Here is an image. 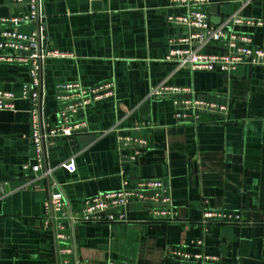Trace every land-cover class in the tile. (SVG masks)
Here are the masks:
<instances>
[{
    "label": "crops",
    "instance_id": "crops-1",
    "mask_svg": "<svg viewBox=\"0 0 264 264\" xmlns=\"http://www.w3.org/2000/svg\"><path fill=\"white\" fill-rule=\"evenodd\" d=\"M209 2L222 20L231 14L262 20L261 26H228L264 47V0ZM42 6L49 46L64 54L42 66V126H64L55 99L60 82L93 87L113 81L115 91L72 117L86 124L72 135L93 139L75 144L71 135L59 134L47 140L42 167L33 171L32 106L22 93L29 64L0 61V90L15 96L14 109L0 111V182H14L0 189V264H167L172 247L197 250L204 209L237 211L246 221L210 226L202 251L216 257L212 264H264V66L241 63L230 74L176 68L165 56L169 35L182 28L166 24L165 17L184 10L170 0H42ZM25 10L0 0V18ZM35 27L28 21L18 29ZM161 83L190 87L226 111L204 112L197 124L177 123L170 96L148 97L151 86ZM128 133L145 138V146H121L118 135ZM69 158L73 172L62 165ZM144 177L162 180L176 220H156L147 201L130 199L123 207L126 220H78L71 227L65 220L67 238L56 237L45 207L50 194L61 191L67 214L77 218L84 198ZM68 243L74 254L62 253Z\"/></svg>",
    "mask_w": 264,
    "mask_h": 264
},
{
    "label": "built area",
    "instance_id": "built-area-1",
    "mask_svg": "<svg viewBox=\"0 0 264 264\" xmlns=\"http://www.w3.org/2000/svg\"><path fill=\"white\" fill-rule=\"evenodd\" d=\"M24 4L26 10L19 15L3 16L0 18V61L7 63H28L29 80L23 84L22 93L31 101V141L35 146L36 157L33 171L42 167L44 159V143L57 135L70 136L82 132L86 127L85 121L72 119L78 112L88 110L94 104L113 96L115 85L113 81H106L93 87H85L78 82H60L55 86V99L62 104L59 116L64 122L62 128L44 127L40 120L41 94L37 88L40 84V73L45 60L54 56L64 55L57 49L49 46L47 34V14L42 0H12ZM171 5L183 8L180 14H167L165 23L179 25L182 30L168 37V52L165 59L173 62L176 68L197 70H219L232 73L241 63L264 66V47L254 45L250 35L236 31L228 26L235 24H249L261 26L260 19L241 18L231 14L219 24L209 20V0H170ZM34 21L36 27L27 32L18 27L25 22ZM209 46L215 49L208 48ZM170 96L174 105V118L177 123L197 124L204 112H217L223 115L225 104L198 98L190 87L166 85L164 83L151 86L148 97L151 99ZM15 96L12 91L0 90V111L14 109ZM118 142L121 146L137 149L144 147L146 139L133 133L119 134ZM135 160V154L131 157ZM62 165L69 171L75 170L72 158ZM139 203L148 202L152 209L153 218L162 221H174L177 215L171 206L167 187L159 178H139L133 186L126 180L122 187L108 190L84 198L81 205V214L73 218L67 214L66 201L61 191L50 194L45 207L50 209L52 219L58 228L56 237L66 239L65 223L70 227L81 221H108L126 220L123 207L130 200ZM264 223V214L260 219ZM246 223L237 211L204 209L199 224L202 227V236L194 241L196 251H183L172 247L169 251L167 264H212L216 257L202 251L203 235L214 224H242ZM248 223H253L248 221ZM48 219L43 220V227ZM199 249V250H198ZM62 253L75 252V246L68 243L61 249ZM66 261V260H65ZM114 264V263H110Z\"/></svg>",
    "mask_w": 264,
    "mask_h": 264
},
{
    "label": "water",
    "instance_id": "water-1",
    "mask_svg": "<svg viewBox=\"0 0 264 264\" xmlns=\"http://www.w3.org/2000/svg\"><path fill=\"white\" fill-rule=\"evenodd\" d=\"M209 11L211 13V15L209 16V20L213 23V24H219L222 21V18L220 16H217V6H211L209 8ZM208 48H212L215 49L214 47L209 46ZM41 117V115H40ZM41 120V118H40ZM75 144L76 143H85L88 142L89 140L94 138V135L91 134H82V135H71L69 137ZM14 182H10L9 184H5L4 182H0V189L4 188V187H12L14 186L13 184ZM57 264V263H56Z\"/></svg>",
    "mask_w": 264,
    "mask_h": 264
}]
</instances>
